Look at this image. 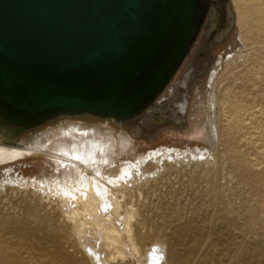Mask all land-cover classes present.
Masks as SVG:
<instances>
[{
	"label": "rangeland",
	"instance_id": "rangeland-1",
	"mask_svg": "<svg viewBox=\"0 0 264 264\" xmlns=\"http://www.w3.org/2000/svg\"><path fill=\"white\" fill-rule=\"evenodd\" d=\"M209 1L210 18L160 95V108L124 122L63 116L15 139L19 147L30 148L37 139L41 149L54 151L74 140L70 135L84 132L112 149L105 151L108 160L89 164L43 152L0 163V264H94L60 202L83 195L89 179L109 189L119 205L112 210L113 204L100 203L104 196L95 192V210L119 228L124 243L125 255L111 264H144L145 252L158 245L160 264H264V169L247 165L245 135L236 131L237 119L226 121L224 115V101L237 100L243 115L261 113L264 133V25L255 30L239 24L231 0ZM167 99L176 110L164 103ZM67 131L71 134L64 135ZM127 162L133 164L129 178L110 181ZM116 214L132 215L135 252ZM93 232L88 235L96 239L99 233Z\"/></svg>",
	"mask_w": 264,
	"mask_h": 264
},
{
	"label": "water",
	"instance_id": "water-1",
	"mask_svg": "<svg viewBox=\"0 0 264 264\" xmlns=\"http://www.w3.org/2000/svg\"><path fill=\"white\" fill-rule=\"evenodd\" d=\"M209 0H0V134L63 116L115 122L154 106Z\"/></svg>",
	"mask_w": 264,
	"mask_h": 264
},
{
	"label": "bare ground",
	"instance_id": "bare-ground-1",
	"mask_svg": "<svg viewBox=\"0 0 264 264\" xmlns=\"http://www.w3.org/2000/svg\"><path fill=\"white\" fill-rule=\"evenodd\" d=\"M231 2H232L233 6L237 12L239 24L254 27L253 29L256 28L255 30H257L258 26L264 25V0H231ZM207 17L210 18V14H208ZM263 28L261 30H263ZM260 29H258V32H260L259 31ZM167 87L170 88V84ZM174 93H175V89L171 90L170 96L173 97ZM160 97L161 96H159L156 99L155 104H154V106L151 107L152 109L150 111H152L153 108H155V109L160 108V105L162 103V102H159ZM169 101L170 100L167 99L166 101H164V103H166L167 106L169 105V108L171 111L176 110L174 105L169 104ZM222 102H223V100H222ZM235 102H237V100L235 101V100H231L229 98H227L224 101V104L226 105V106L224 105L225 106V108H224L225 114L224 115L227 118L226 121L230 120L232 118L237 119L238 126H236L235 129L239 134L243 133L245 135L244 138L246 140L244 141V143L250 149V155L248 156L249 160H247L245 158L246 163L252 169L262 171L264 169V143H262L264 141V133L262 132V130H260L261 127L259 128L260 122L262 121V115H261V113H259L257 111H256L257 113L250 112V113H246L245 115H243L242 112L238 111L239 108L240 109H242V108L240 107L239 104L237 107H235L236 106V105H234ZM222 107H223V105H222ZM251 107L252 108H250V109H252V110L255 108L254 106H251ZM168 113H170V112H168ZM97 128H98V130L99 129L104 130V127H102L101 125H99ZM69 129L74 130L75 128L73 126H70ZM65 134L70 135L71 131H70V133H69V131H67V133L64 132V135ZM70 136L72 137V139H73V137L77 138V140L74 141L75 140V138H74V140H72L69 144H67L65 142H63V144L60 143L57 145V148H56V150L54 149V151L50 150V149H41V147H40L41 145L39 143L40 140L38 141L37 139L33 140V142H31L32 145L30 148L19 147L20 143H19V141H16L15 139H13V140L0 139V163L8 162V161L23 157V156L31 154V153H36V152H43L45 154L53 156L55 159H59V160L61 159L63 161H69L70 163L77 164V165L78 164L93 163V162H96L100 159L102 161L108 160L107 155L105 154V151L112 149L111 143L96 141L93 139V137L89 133H84V132L80 136H74V135H70ZM98 151H103L101 156L97 155ZM123 165L124 166L122 167V170L120 171V177H118V178L112 177L109 179L110 181L120 182L121 180L125 181V180H127V178H129V174L131 173L130 170H131L133 164L127 162V163H124ZM80 176L82 177V175H80ZM103 177H105V176H103ZM83 179H86V178H83ZM79 180H80V178H79ZM91 180H93V179H91ZM94 180H95V177H94ZM82 181H84V180H82ZM80 182H81V180H80ZM87 183H88V188H87V191L84 192L83 195H81L79 193L80 196L79 195L77 196V194H78L77 192L79 190L76 192L75 190H77L76 189L77 187L74 186L75 187L74 191L77 194H75V195L73 194L72 196L69 195V196L65 197V199H63L60 202H62L63 205L65 206V208H67L68 214L66 213L67 210L64 212L67 214L68 219L73 224L74 233L80 237L79 238L80 239L79 240L80 246L83 247V249H84L83 251H85V253L88 256V258L90 259L91 263H94V264H111V263H114L118 258L120 259V257H122V255H125V254H122V252H123L122 247L124 246V243H122L123 241H122V237H121V233L119 231V228L117 229L116 227H114L107 220L108 218H104L102 216V214H98L97 211L95 210V203L97 202V196H98V195L95 196V192L100 194L101 196L102 195L104 196L102 200L100 199V203L101 202H109V204L110 203H111V205L113 204V206L111 207L112 210L116 211V209L119 208V205L116 202L115 198L113 199V195L109 196L110 195L109 189L108 190H106V189L104 190L103 188L99 189V187H97V185H96V181L93 182V181H90V179L88 180ZM82 184H83V186L85 185L84 183H82ZM77 185H78V183H77ZM79 185L81 186V184H79ZM98 185H99V183H98ZM80 186H78V187H80ZM72 189H73V187H72ZM80 190H81V188H80ZM84 191H85V189H84ZM69 192H70V190H69ZM59 194H60V192H58V195ZM59 196H57L58 199L60 198ZM61 198H62V196H61ZM72 204H74L75 206L70 207ZM97 206H99V204ZM99 207H100V209L97 207L99 210L96 208L98 210V212L101 210V206H99ZM114 212L112 215L117 213V212H115V213ZM101 213H102V211H101ZM116 215H117V218L121 220L120 222H122L123 232L127 236L126 242H129L128 245H130L132 252L133 251L135 252L136 248H135L134 243L132 241L133 239H131V237H130V232H131L130 217L132 215L130 216L127 214L130 217H128L126 215H124V217L123 216L120 217L118 214H116ZM87 216H88V219L90 217V219L92 221L91 227H88V228L86 226L87 223L84 222L85 221L84 218H86ZM90 219H89V221H90ZM89 221H88V225H90ZM116 221H118V220H116ZM116 226H118V225H116ZM93 231L95 233L96 232L99 233V236L95 237L96 239H94V238L92 239L88 235V233L91 234V232H93ZM125 240H126V238H125ZM125 246H126V244H125ZM158 247H160V246L158 245L154 249L151 248L147 252H145L144 259H143L144 264H160V262L163 258V252H162L161 248H158ZM125 251H126V249H125Z\"/></svg>",
	"mask_w": 264,
	"mask_h": 264
},
{
	"label": "flooded vegetation",
	"instance_id": "flooded-vegetation-1",
	"mask_svg": "<svg viewBox=\"0 0 264 264\" xmlns=\"http://www.w3.org/2000/svg\"><path fill=\"white\" fill-rule=\"evenodd\" d=\"M159 102H161L160 98H159Z\"/></svg>",
	"mask_w": 264,
	"mask_h": 264
}]
</instances>
